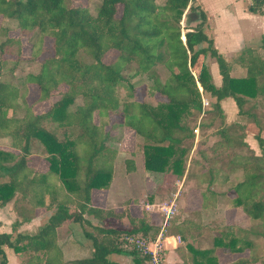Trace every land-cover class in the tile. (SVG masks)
<instances>
[{"label": "trees", "instance_id": "16d2710c", "mask_svg": "<svg viewBox=\"0 0 264 264\" xmlns=\"http://www.w3.org/2000/svg\"><path fill=\"white\" fill-rule=\"evenodd\" d=\"M249 10L264 13V0H252ZM0 15L18 28L11 35L0 26V139L10 138L13 148L0 147V207L12 201L17 213L11 230L0 232L2 264L8 263L5 247L22 264H120L109 259L112 253L148 264L125 238L157 233L150 212L92 202L93 189L109 188L115 175L119 150L109 144L103 118L116 112L139 138L146 169L178 177L186 171V179L195 177L202 188L200 204L176 218L182 241L177 264H220V253L236 255L232 264H264L253 238L264 236L259 48L226 58L205 30L206 12L193 0H102L96 14L75 0H0ZM209 56L218 64L219 86ZM235 64L244 67V76L233 74ZM145 76L154 102L137 96ZM228 97L237 107L234 121H227L222 105ZM239 116L258 126L260 154L247 142L248 127ZM40 159L48 162L45 169L38 167ZM190 162L199 171L187 169ZM133 168L127 158L126 170ZM221 196L258 224L204 222L202 211L217 207ZM37 218H45L39 227L19 229ZM67 223L80 224L93 245L90 256L65 260L58 229Z\"/></svg>", "mask_w": 264, "mask_h": 264}, {"label": "crops", "instance_id": "0c3cea01", "mask_svg": "<svg viewBox=\"0 0 264 264\" xmlns=\"http://www.w3.org/2000/svg\"><path fill=\"white\" fill-rule=\"evenodd\" d=\"M198 4L201 5L203 10L206 12L207 20L205 23V30L214 40V45L217 50L223 54L226 58H234L239 56L243 50L247 47L259 48V51L264 54V13L261 12H253L249 10V4L252 0H197ZM16 20L14 19H4L2 15H0V26L4 25L10 29L11 35H18V28L14 27ZM14 24V25H13ZM26 39L23 38V54L29 55L31 51V45L29 46V50L27 49ZM209 64V62H208ZM210 70L213 76V80L216 85H221L222 77L219 73L218 64L210 65ZM233 74L235 76H244L245 69L240 64H235L233 67ZM232 105V111L227 108V105ZM223 108L226 112L227 121H234L238 118L237 116V107L233 98L228 97L222 101ZM231 112H233L232 115ZM230 113V114H229ZM114 114H111V118L115 117ZM114 123V122H113ZM112 123V124H113ZM122 125V124H121ZM123 128V141H127L129 138L133 137L134 143L133 148L125 149L119 151L117 161L115 163V175L113 181L109 188H95L92 191V202L95 206L100 207H112L116 210H123L126 206L133 212H138L140 209L138 201L140 200L139 193L135 194L136 188L139 191L144 189H150L151 186L154 187L153 190H156V186L161 183V180L165 173L163 172H155L149 171L144 166V157L142 149L139 151L138 143L140 140L135 134L133 130L129 127L122 125ZM198 131V129H196ZM111 133L109 132V135ZM126 135V136H125ZM128 138V139H127ZM123 142V143H124ZM140 143V142H139ZM136 145V146H135ZM135 146V147H134ZM142 148V147H141ZM12 149V148H11ZM127 157H132L135 159L136 165L135 169H132L130 172L126 171V169L119 168V160L121 158L125 159ZM195 166V163L190 162L188 164L187 169H192ZM148 172L151 174H148ZM166 175L174 176V180H186L189 183H197V179L195 177H190L186 179V171L183 177H178L173 173H169ZM119 176V177H117ZM152 179V180H151ZM195 190V189H193ZM194 194L192 191L189 192V195L186 194L184 198L180 200V213L183 212L184 207H189L190 205H194L199 201V198H192ZM120 198V201L118 200ZM126 201L127 204L124 203L123 207H119V204L122 201ZM129 202V203H128ZM216 209H204V216L206 212L218 210ZM148 210V209H147ZM150 215L152 216V221L155 222V217L159 214L158 211H154L153 209L148 210ZM234 214L236 213L237 218H243L245 215L244 210L241 207H237L233 209ZM184 214V213H182ZM126 221V219H125ZM58 229L59 234V244L62 247L63 254L65 260H70L74 258H84L91 255L88 251H84V248L79 247V244H75L72 238L65 237L64 239H60V229ZM178 228V227H177ZM179 231V228H178ZM179 234V232H178ZM170 236L175 235V233L170 232ZM167 258L172 264H176L181 261V256L177 252L176 247L182 245V243L178 244L177 241H172L167 244ZM10 253H8L9 255ZM72 254V255H71ZM76 254V256L74 255ZM236 256V255H235ZM234 255L228 254H219L220 264H232V261L235 258ZM13 257V256H12ZM225 257H231V260H224ZM119 262V261H118ZM17 264H20L18 261ZM122 264L121 262H119ZM11 264V262H10Z\"/></svg>", "mask_w": 264, "mask_h": 264}, {"label": "rangeland", "instance_id": "374dc122", "mask_svg": "<svg viewBox=\"0 0 264 264\" xmlns=\"http://www.w3.org/2000/svg\"><path fill=\"white\" fill-rule=\"evenodd\" d=\"M75 1L78 4L87 7L90 10V12H92L93 14H96L97 9L102 2V0H75ZM163 1L164 0H157V2H159V3L163 2ZM197 2H198L197 0H193V3L198 4ZM119 15H120V12H118V16ZM181 25H182V27H184V25H185L184 20L181 22ZM16 26H17V24L15 23L14 27L16 28ZM26 45H27V49L29 50L30 44L27 41H26ZM207 62H209L210 65H216V67H217V61L215 58H212L209 56L207 58ZM38 65H39V61L36 63H32L29 66V68H34V67H37ZM161 75H163V73H161ZM141 83H143V84H141ZM142 85H144V86L142 87ZM150 85H151V81L149 80L148 76L142 77L141 82H139L137 87H136V93L140 99L142 98L144 100L154 102L156 100V97L154 96V94H152V89H151ZM122 92H124V90H122ZM35 96H36L35 93L31 94L30 100L32 101L35 98ZM208 106L209 105H206L205 107H208ZM227 108L232 111V105L231 104L227 105ZM113 114H114L113 116H115V117L111 118L110 117L111 114H110V116H108L107 118H103L105 125H106V129L111 133L110 139H109V144L115 148H118L119 151H122L125 149H130V148L132 149L133 143H134L133 137H131L129 139L127 138L128 140L127 141L125 140V142L123 141L124 133H123V128H122V125H123L122 114H120L119 112H116ZM232 114H233V112H231L230 115H232ZM239 120H241V122L246 123V126L248 127L247 133H246L247 134L246 135L247 142L250 144V146L255 150V152L257 154H260L261 153V147L259 146L258 140L255 138V134L258 132V126L255 125L254 123H249V119L247 116H241V117L239 116ZM262 135H263V132H262ZM139 142L138 143L136 142V144L139 147V149H137V150L140 151L142 149L141 148L142 145ZM0 147H2L4 149H11L12 148L11 147V139L10 138H1L0 139ZM211 157H214V155H211ZM127 158H130V157H127ZM127 158H125V159L121 158L119 160L118 166H119L120 170L126 169V159ZM133 160H134V168L133 169H135L136 162H135L134 158H133ZM47 165H48V162H46L43 159H40L38 161V167L40 169H45L47 167ZM198 168L199 167H197V165H195L190 170L197 172V171H199V170H197ZM149 171H151V170H149ZM169 173H171V172H166L164 174L165 177H163L161 180V183L158 186H156V190H153L154 189L153 186H151V188L149 190L144 189L141 191H139L138 188H136L135 194L139 193L140 200L138 201V203L140 204L139 205L140 209H143V210L153 209L155 212L156 211L159 212V214L155 217V222H154L156 229L158 228V230H157V232H158L160 229V226L163 223V219H164V212L162 210H160V207L165 205V204H168L170 202L171 198L173 197V194L177 193L178 194V197H177L178 213L169 221V223L167 225V228H168L167 233L172 232V233H175V235H172V236H179V234H178L179 231L177 228L178 224L176 223V218L180 217L182 219L184 217H187V212H185L186 207H184L183 212H182L184 214L180 213V208H182L180 206V200L182 198H184L186 196V194L189 195V192L192 191V194H194L195 198H199V201L194 205L200 204L202 188H200L198 181H197V183H195V181H193V183H189L188 181L183 180V179L182 180H174V178H173L174 176L166 175ZM148 174H151V172L150 173L148 172ZM184 174H185V172H184ZM117 177H119V176H117ZM220 187L222 189H227L229 187V185H225V186L222 185ZM193 189H195V190H193ZM194 196L192 197L193 199H194ZM118 200L120 201V198H118ZM124 203L127 204L126 201L123 200L119 204V207L124 208L123 207ZM229 204H230V198L227 196H221L218 200L217 207L209 208V209L219 208L218 210L206 212L205 216H204V210L202 211L201 214H202L203 221L212 225V226H218V227L224 226L226 223H232V224L241 225V226H250V225L254 226L255 223L259 222L258 220L254 221V220L248 219L246 217V215H244V217L242 219L240 217L237 218L236 213L234 214V212H233V209H235V208H232L231 205H229ZM190 206H192V205H190ZM16 218H17V213H16V210L14 208L12 201L3 207H0V221L2 222L0 225V232L10 231L12 223L15 221ZM44 220H45V218H37L30 223L23 224L22 226L19 227V229L21 231L32 230L34 228L39 227L41 224H43ZM151 220H152V216H151ZM60 232H61L60 233V239H64L65 237L72 238V240H74V242H76L75 244L78 243L79 247L84 248V251H88V253H91V251L93 250L92 242L83 235L82 227L80 226V224H78V223L64 224L62 226V228L60 229ZM253 238L258 245V251L264 252V236L258 235V236H253ZM177 242H178V244L182 243V241H180V242L177 241ZM78 244H77V246H78ZM201 245H206V243L203 241ZM5 250H6V254L8 256V263H6V264H10V262H11V264H17L16 263L17 261L20 264H22L20 261L19 255L17 253H15L13 251V249H11L10 247H5ZM8 253H10V254L8 255ZM74 255L76 256V254H74ZM109 259H111L113 261H119L122 264H132V257L130 255H126V254L112 253L109 255ZM1 260H2V256L0 255V264H2ZM224 260L229 261V260H231V257L230 258L225 257ZM167 263L172 264V262H170L168 260V258H167ZM228 264H229V262H228Z\"/></svg>", "mask_w": 264, "mask_h": 264}, {"label": "built area", "instance_id": "2783aa9c", "mask_svg": "<svg viewBox=\"0 0 264 264\" xmlns=\"http://www.w3.org/2000/svg\"><path fill=\"white\" fill-rule=\"evenodd\" d=\"M203 105H209L207 98H203ZM178 194H173L170 202L160 207L164 212L163 223L154 236H126V242L135 246L141 255L147 257L148 264H169L167 263V244L172 241H181L180 236H170L167 225L178 213Z\"/></svg>", "mask_w": 264, "mask_h": 264}]
</instances>
